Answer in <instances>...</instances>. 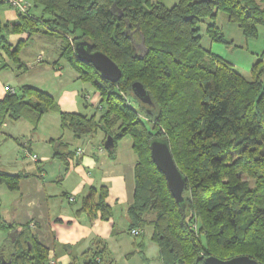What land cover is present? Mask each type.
<instances>
[{
    "label": "trees",
    "instance_id": "1",
    "mask_svg": "<svg viewBox=\"0 0 264 264\" xmlns=\"http://www.w3.org/2000/svg\"><path fill=\"white\" fill-rule=\"evenodd\" d=\"M5 1L13 5L16 0ZM25 5L17 6L18 21L9 31L60 37L59 58L99 92L100 100L90 115L65 112L47 91L22 84L0 98V128L7 120L23 119L34 132L45 113L55 112L61 127L76 137L98 131L105 138L111 135L109 153L117 141L130 136L137 157L128 227L152 226L160 264H204L210 255H248L264 264V66L259 59L251 79L245 78L201 46L199 31L200 22L209 20L210 39L224 41L215 23L221 11L245 36H255L264 25V0H178L171 7L161 0H32ZM80 40L118 65L121 76L116 82L77 59L74 44ZM0 50L16 69L23 66L18 46L11 48L2 30ZM134 81L143 84L151 104L133 95ZM153 138L167 140L185 177L183 208L150 157ZM49 142L53 156L68 164V143L60 137ZM27 176L0 168V184L9 190L18 189ZM249 180H254L253 187ZM106 196L104 186L95 200L89 193L79 211L109 219ZM149 213L153 217L146 222ZM0 231L5 234L0 264H49V248L29 222L0 215ZM103 251L95 246L79 264H111Z\"/></svg>",
    "mask_w": 264,
    "mask_h": 264
},
{
    "label": "crops",
    "instance_id": "2",
    "mask_svg": "<svg viewBox=\"0 0 264 264\" xmlns=\"http://www.w3.org/2000/svg\"><path fill=\"white\" fill-rule=\"evenodd\" d=\"M16 1L20 5L32 2ZM18 8L0 0V30L11 48L18 46V54L21 53L18 56L23 64L20 69H16L15 63L0 50V64L7 63L6 67L0 68V98L9 89L16 91L22 84L38 86L37 83L21 77L31 69L40 68L45 59L43 57L52 52L54 54L51 57L54 56L55 59H50L51 70L58 78L59 91H54L55 95L45 91L54 95L53 98L62 111L87 115L96 112L95 103L100 99L99 92L90 83L79 79L78 72L64 59L59 58L60 37L43 33L28 36L26 32L9 31L10 26L18 21ZM37 11L38 9L35 10ZM32 40L38 43L35 44L36 47L33 46ZM42 44L50 47L45 48ZM39 55L42 59L37 60ZM65 68L73 70L70 78L63 75ZM38 75L42 73H37L36 77ZM71 79L81 80L82 84L88 86L81 85L80 89L68 90L66 87ZM45 114L41 117L35 139L21 142L26 157L29 155L32 159L26 162L28 166L16 165L13 169H5L11 173H25L28 176L20 179L16 190L7 191L8 188L0 184L6 187L0 188V192L12 200L8 204L0 200V215L16 223L29 222L40 242L49 248V258L57 264H79L97 245L104 247L103 258L111 264H128V258L141 254V251L147 258L143 260L147 262L148 253L144 249V241L142 240V245H138L134 240L144 233L143 226L139 227L142 232L138 236H132L128 227L127 207L132 201L134 165L137 157L132 149V141L126 140L127 142L120 144V139L114 152L109 153L104 147L105 137L101 131L76 137L69 129H65L69 131L65 132L61 127L57 113ZM9 123L12 122L6 121L1 128L7 129ZM23 126L25 131L31 127L29 122ZM58 137L68 143V149L72 152L68 164L53 156L49 139ZM78 149L82 150L81 153H78ZM103 186L107 188L105 201L112 212L109 219L101 218L99 213L91 217L86 211H79L83 198L92 193L95 200ZM70 197L73 198L72 201L69 200ZM149 217L152 219V214ZM146 262L145 264H148Z\"/></svg>",
    "mask_w": 264,
    "mask_h": 264
},
{
    "label": "rangeland",
    "instance_id": "3",
    "mask_svg": "<svg viewBox=\"0 0 264 264\" xmlns=\"http://www.w3.org/2000/svg\"><path fill=\"white\" fill-rule=\"evenodd\" d=\"M161 1L165 6L171 7L178 0H161ZM208 23L209 20L205 19L202 20L199 24L200 26L199 31L201 34V42H200L201 46L204 49L219 55L224 60L231 63L235 67V69L238 72H240L245 78L251 79L252 69L254 67V64H256L259 61V59L262 60L259 63V65H261V67L264 66V25L258 26L257 33L255 36L252 37L245 36L242 33L241 28L236 23L229 21L227 19L226 14L220 11L216 16L215 23L222 32V38L224 41L219 42V41L211 40L210 37L208 36L206 32V26ZM31 42H34L33 45L34 47H36L35 44H38L35 40H32ZM31 42L29 43V45L31 44ZM42 45L45 48L50 47L49 45L46 44H42ZM33 46L30 47L34 49ZM19 54L21 55V53ZM53 54L54 53L52 52H48L47 55L43 57L45 59L41 63L42 66L40 68H35V69H31V71H27V73H24L22 75L21 79H27L29 81L35 82L38 85L36 86L37 88L47 90L51 94H53L54 91H59L58 78L54 76V73L51 70L52 62H50L51 61L50 59L52 60L55 59L54 56L51 57ZM36 55L37 54H35V56ZM72 71L69 70L68 68H65L63 70V75L68 76L70 78V73H72ZM37 73H42V75H38L36 77ZM81 85L88 86V84H82L81 80L71 79L70 84L69 86L66 87V89L68 90L73 88L80 89ZM45 115L46 114H44L42 117H44ZM41 120L42 118L40 119V121ZM12 123H9L10 125L7 127V129L5 127L0 128V168L4 170L13 169V167H15L16 165L28 166L26 165V162L28 161V159L30 160L31 158L29 157V155L28 157H26L25 148H22L21 142H24L26 139L27 140H31L32 138L35 139L40 124L38 123L36 130L33 132L32 127H30L26 131L24 130L23 124H27L26 121H15ZM65 132H69V131L65 130ZM126 140L132 141L130 136L127 135L120 140L121 141L120 144L127 142ZM249 184L251 187H253L254 180H249ZM3 187L6 188L4 185H0V188ZM6 190L10 191L8 189ZM0 200L4 204H8L12 201L9 196H6L2 192H0ZM150 214L151 213H149L148 216H145L146 222L147 220L150 219L149 217L151 216ZM143 228H144V233L142 234V236L135 237L134 240L137 241L139 244L142 242V240L144 241L145 243L144 249L147 250L148 260L147 262L144 261L143 259L145 257L143 258L142 254H135L133 256H130L128 258V262L126 263L145 264L146 262L148 264H160V261L158 260L159 249L156 242L152 239V228L147 223H144ZM4 237H5L4 232L0 231V243L2 242ZM119 264H123V263L120 262Z\"/></svg>",
    "mask_w": 264,
    "mask_h": 264
},
{
    "label": "water",
    "instance_id": "4",
    "mask_svg": "<svg viewBox=\"0 0 264 264\" xmlns=\"http://www.w3.org/2000/svg\"><path fill=\"white\" fill-rule=\"evenodd\" d=\"M74 53L80 62L91 64L103 79L116 82L120 78L121 70L118 65L103 52L92 50V45L89 42L77 41L74 44ZM131 91L141 102L151 104L147 90L139 81L132 82ZM103 144L106 149H111L114 146L113 137L107 135ZM149 150L152 161L165 177L168 190L175 201L183 208L185 177L174 162L167 140L153 138L149 142ZM203 261L204 264H260L248 255L234 256L229 259H220L210 255L204 257Z\"/></svg>",
    "mask_w": 264,
    "mask_h": 264
},
{
    "label": "built area",
    "instance_id": "5",
    "mask_svg": "<svg viewBox=\"0 0 264 264\" xmlns=\"http://www.w3.org/2000/svg\"><path fill=\"white\" fill-rule=\"evenodd\" d=\"M12 4H13V6H19L21 9L26 8V5H20V4L17 3V1L12 2ZM37 59H38V60L41 59V55H39ZM9 90H10L11 92L14 91V89H9ZM87 97H88V96H86V98H87ZM89 97H90V96H89ZM99 100H100V99H98V101L95 103V109L98 108ZM81 151H82V150L78 149V153H81ZM34 158H35V156H34ZM72 199H73V198H69L70 201H71ZM193 226L195 227V224H193ZM129 232H130V234H131L132 236H138V235L141 234L142 230H141V228H139V227H133V228L129 229ZM49 264H57V263H56L55 260H53L52 258H50V259H49Z\"/></svg>",
    "mask_w": 264,
    "mask_h": 264
}]
</instances>
